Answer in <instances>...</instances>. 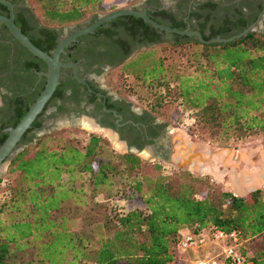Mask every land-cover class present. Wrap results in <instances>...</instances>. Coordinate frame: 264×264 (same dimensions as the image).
Masks as SVG:
<instances>
[{
    "label": "trees",
    "instance_id": "16d2710c",
    "mask_svg": "<svg viewBox=\"0 0 264 264\" xmlns=\"http://www.w3.org/2000/svg\"><path fill=\"white\" fill-rule=\"evenodd\" d=\"M126 1L131 5L140 0ZM32 2L34 15L47 27L75 24L90 15L117 10L105 8L101 0ZM215 7L206 3L189 12L188 21L196 19L191 29L204 41L238 34L253 22L263 4L256 5L255 11L248 7L243 11L242 3L218 11ZM147 15L169 28H185L181 19L165 11ZM212 17L218 23L207 26ZM114 21L123 25L137 51L144 48L126 62L122 63L130 53L121 56L117 61L120 71L162 90L174 83L170 88H176L180 105L193 111V124L208 130L209 141L224 147L251 135H264V14L261 30L225 44L165 34L133 16ZM180 45L196 49L194 68L188 75L171 74L158 53L165 46ZM105 147L93 135L78 148L59 136L45 134L16 153L6 168L8 175L15 174L14 183L0 181V214L8 215L7 222L0 219V264H175L173 252L182 230L191 234L234 231L245 263L264 264V186L234 195L196 175L164 174L159 163L145 164L133 154H117ZM118 174H125L144 210L116 213L96 205L93 214L59 213L73 199L84 204L85 192L74 185L82 175L89 178L92 197L118 195L116 190L111 192ZM56 213L60 215L52 217ZM259 237L263 241L245 253L243 244ZM221 261L231 264L224 258Z\"/></svg>",
    "mask_w": 264,
    "mask_h": 264
},
{
    "label": "flooded vegetation",
    "instance_id": "af4514ba",
    "mask_svg": "<svg viewBox=\"0 0 264 264\" xmlns=\"http://www.w3.org/2000/svg\"><path fill=\"white\" fill-rule=\"evenodd\" d=\"M4 3L11 8L13 25L34 47L35 43L42 47L48 56H51L60 41L90 27L102 15L112 13H96L75 24L47 27L38 21L28 0H0V16L8 19L9 10ZM206 3L215 4L214 11L235 3H242L243 11L245 7L255 11L259 3L264 7V0H140L122 9L144 11L146 14L165 11L181 19L185 27L188 24L191 29L190 24L196 19L188 21L189 12ZM203 8L208 10L209 6ZM260 12L251 24L256 25ZM114 19L96 26L89 33L76 36L63 48L58 60L74 64L76 76L83 83L74 79L70 67L59 69L58 85L18 141L15 149L17 152L34 144L45 134L76 129L106 142H109L110 136H114L116 141L124 144L126 150L117 154L130 153L140 160L142 153H148L146 148H152L151 152L148 150L149 159L152 155L166 160L172 151L170 158L174 162H182L191 153L201 154L200 150L187 147L182 140L174 138L163 123L157 122L147 112L133 108L126 99L108 89L103 80L106 73L119 66L117 61L121 56L130 53L123 63L138 52L135 49L137 44L123 31V25L113 22ZM216 23L212 17L207 26H215ZM45 71V64L28 53L10 35L6 26L0 24V140L2 135H7L3 130L15 126L19 114L28 108L42 90L45 80L40 74ZM207 157H210V161L215 158L210 152L203 158ZM153 161L160 162L158 159ZM210 161L199 163L195 158L186 167L196 171V166L202 164L209 169Z\"/></svg>",
    "mask_w": 264,
    "mask_h": 264
},
{
    "label": "rangeland",
    "instance_id": "374dc122",
    "mask_svg": "<svg viewBox=\"0 0 264 264\" xmlns=\"http://www.w3.org/2000/svg\"><path fill=\"white\" fill-rule=\"evenodd\" d=\"M28 1L30 7H32V0ZM101 1L105 8L114 7L118 10L130 6L126 0ZM255 30H259L258 27H256ZM194 49L193 46L186 45L175 47L165 46L162 49H158V53L160 56H163L164 64L170 70L171 74L188 75L192 73L194 68V59L192 57ZM143 50L144 48H141L138 52ZM103 80H105L111 92L126 99L133 108L147 112L157 122L163 123L165 128L174 135V138L182 140L184 145L200 150L203 157L207 156L209 152L215 157L211 160L212 162L210 161L211 165H209V169L204 168L207 166L198 164L195 168L196 171L186 166L182 169H176L160 162L148 160V153H142V155H140L143 163L149 165L159 163L164 174L178 175L180 174L179 171H181L185 174L196 175L201 177L207 184L223 190L231 187L230 181L232 180H245V176L256 177L260 167V170L264 171V135H251L243 141L236 142L235 145L224 147L221 144L209 141L207 138L208 130L202 129L199 126L195 127L193 124V111L188 112L180 105L176 88H170L174 83H171V85H169L170 87H167V89L163 87L164 90L159 87H149L136 80L134 77L123 74L119 66L107 72ZM52 134L68 140L72 145L78 148H83L85 139L89 136L86 132L76 129H62ZM100 139L107 146V148L105 147L106 151L111 150L114 153L119 152L113 144L106 142L102 138ZM106 151L103 150L104 154L102 152V156L105 155ZM97 156L100 155L98 154ZM225 161L227 163L224 168L223 165ZM257 165H259V169L256 168ZM118 169L120 170V167H118ZM147 170L149 171L150 169ZM14 178L15 174L8 175L5 171V173L0 176V181L5 179L9 183H14ZM87 180H89V178L86 175H82L74 182L75 186L80 187L85 192V198H83L84 204L82 205L80 201L78 203L73 199L63 204L59 213H73L76 215L89 212L88 214H93V211H97L96 205H105L106 208L116 213H118V211L128 212L134 209L144 210L141 198L133 194L126 183L125 174L123 176L118 174L113 178V180H115V185L111 192L114 190L118 191V195L116 196H111V193H109L108 196H89ZM257 180H262V178ZM247 190L248 189H246L244 185H238L232 189V191L238 195L246 194ZM2 197L0 192V204L2 202ZM59 213L52 214V217H58L60 215ZM7 216L6 214L3 215V213L0 214V219L3 223L7 222ZM261 241H263V238L259 237L252 242L244 243V252L248 253L253 250L254 246ZM218 253L219 247L216 244H209L195 252L183 253L178 250L173 252L175 264H184L191 260L216 257Z\"/></svg>",
    "mask_w": 264,
    "mask_h": 264
},
{
    "label": "water",
    "instance_id": "95a60500",
    "mask_svg": "<svg viewBox=\"0 0 264 264\" xmlns=\"http://www.w3.org/2000/svg\"><path fill=\"white\" fill-rule=\"evenodd\" d=\"M143 1V0H142ZM8 10H9V18H4L0 16V24H3L6 26L8 32L10 35L28 52L30 53L33 57L38 58L41 60L45 66H46V71L44 73H41L40 75L44 78L45 82L43 85L42 90L40 93L37 95V97L34 99V101L28 106L26 112L24 115L18 120V122L15 124L14 127H10L7 129H4L3 132H5L7 135L5 139L2 141L0 144V176L5 173L7 165L9 161L14 158L16 155L17 151L16 145L22 135L30 128V125L32 122L36 119V117L40 114L42 111L44 105L47 103V101L50 99L51 95L53 94L56 86L58 85V78H59V69L60 68H67L70 67L72 69V74L73 77L76 81L83 83L82 80H80L76 76V66L71 63H61L58 60L59 54L63 52V48L67 46V44L70 41H73L76 36L84 34V33H89L93 28L96 26L109 22L110 20L121 17V16H133L138 19H140L143 23L148 24L150 27L153 29L163 32L165 34H172V35H177V36H184V37H189L193 38L199 43H204V44H214V43H219V44H225V43H230L234 41L235 39L242 38L245 36L247 33L255 31V28L258 27L259 30L262 28V18L264 14V7L261 10V12L258 15V19L256 22V25L251 24L245 29H243L241 32L238 34L232 35L227 38H219L215 37L212 38L208 41H204L202 39L201 34L196 31L190 29L188 24H186V27L183 30H178L175 28H169L167 26L161 25L153 21L151 18L148 17V15L142 11H134L131 9H120L116 10L112 13L102 15L98 21H96L93 25L90 27L77 31L74 34L70 35L66 39L62 40L59 42V44L56 46L54 51L52 52L51 56H48L45 52H42L41 50L37 49L34 47L28 39L20 33V31L13 25L12 23V14H11V8L7 3H4ZM109 143L113 144L118 151L121 153L126 151L124 149V144L122 142H118L114 139V136H110L109 138ZM120 146V148H119ZM122 147V148H121ZM152 148L148 149L146 148L145 151L149 153L151 152ZM149 150V151H148ZM172 154V151H170V154L168 155V158L166 160H163L161 158L152 156L150 157L151 160L158 159L161 163L171 166L176 169H182L184 166H188L191 164V161L196 158V160L199 163H204L210 161V157L203 158L201 154L199 153H191L190 156H188L186 159L182 160V162H174L171 160L170 156ZM148 159V160H150Z\"/></svg>",
    "mask_w": 264,
    "mask_h": 264
},
{
    "label": "built area",
    "instance_id": "2783aa9c",
    "mask_svg": "<svg viewBox=\"0 0 264 264\" xmlns=\"http://www.w3.org/2000/svg\"><path fill=\"white\" fill-rule=\"evenodd\" d=\"M209 244H216L219 253L216 257L197 259L184 264H222L221 258L227 259L231 264H246L245 258L239 251L240 242L234 231L203 230L197 234L186 232L180 235L176 250L180 252H195Z\"/></svg>",
    "mask_w": 264,
    "mask_h": 264
},
{
    "label": "crops",
    "instance_id": "0c3cea01",
    "mask_svg": "<svg viewBox=\"0 0 264 264\" xmlns=\"http://www.w3.org/2000/svg\"><path fill=\"white\" fill-rule=\"evenodd\" d=\"M226 161L224 162V168L226 167ZM264 167V165H263ZM259 169V165H257V167ZM261 169V167H260ZM258 171V174L256 177H251V176H245L244 179L245 180H232L230 181V185L231 187L225 189L226 191H229L230 193L234 194V195H238V194H235L232 189L234 187H237L238 185H244L246 186V189H248L246 191V194L249 192V191H253L255 189H259V188H262L263 185H264V171L260 170ZM264 170V169H263ZM260 179L262 178V180H257V179ZM234 179V178H233ZM256 179V180H255ZM245 195V194H244ZM241 196V195H240ZM187 231L186 230H182L181 231V234H184L186 233Z\"/></svg>",
    "mask_w": 264,
    "mask_h": 264
}]
</instances>
